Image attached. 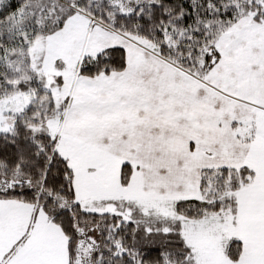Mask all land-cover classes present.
Listing matches in <instances>:
<instances>
[{
	"label": "snow or ice",
	"instance_id": "1",
	"mask_svg": "<svg viewBox=\"0 0 264 264\" xmlns=\"http://www.w3.org/2000/svg\"><path fill=\"white\" fill-rule=\"evenodd\" d=\"M0 264H264V0H0Z\"/></svg>",
	"mask_w": 264,
	"mask_h": 264
}]
</instances>
